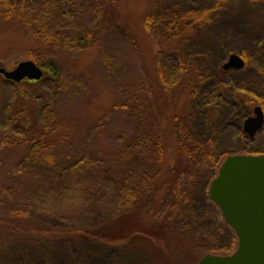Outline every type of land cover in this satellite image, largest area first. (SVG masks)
Wrapping results in <instances>:
<instances>
[{"label":"rangeland","instance_id":"obj_1","mask_svg":"<svg viewBox=\"0 0 264 264\" xmlns=\"http://www.w3.org/2000/svg\"><path fill=\"white\" fill-rule=\"evenodd\" d=\"M155 1L17 0L28 23L32 24L29 22L32 17L37 18L42 28L53 36H74L87 30L89 38L81 51L49 47L29 34L26 23L0 15V66L9 69L31 57H52L59 80L56 84L53 82L56 87L42 85L26 94L22 93L23 86L14 87L0 75V189L4 187L0 194L8 198L10 188L15 186L13 196L17 198H14L17 204L0 200V217L5 209L19 207L26 201L19 198L16 187L39 194L44 191L42 185H32L31 175L23 177L16 172V156L35 153L51 156L55 166L66 163L68 167L82 168L77 178H83L86 193L96 195L98 192L96 196L107 220L122 210L113 191L112 180L119 178L116 173H123L124 169L134 171L142 161L148 160L144 153L150 143L145 137H159L158 143L164 142L168 160L178 159L170 155L173 141H177L173 117H181L186 112L188 81L167 92H163L158 83V66L169 70L178 62L170 57L168 41L160 45L157 38L144 29V17ZM179 2L185 9L187 6L198 8L200 0ZM232 13L209 26L208 36L202 39L204 42L192 40L186 44L190 53L199 56L206 51L205 47L215 50L211 57L201 59L199 70L203 72L204 82L192 107L197 113V133L214 134L217 153H224L225 157L264 152V134L258 132L254 138L241 134L243 120L258 105L256 99L264 100V50L259 47L260 37L241 36L244 17ZM232 52L244 58L245 64L241 70H226L225 76L235 88L242 84L243 89L255 96L249 109L242 108L240 103L222 102L211 90L218 82L217 62L222 65ZM204 107L218 113L214 128L206 129L207 126L202 125ZM27 168L26 165L25 171ZM49 169L53 173L54 167ZM99 169L111 175L106 177L102 172L94 175ZM6 174L14 185L5 186ZM54 175L50 184L56 190L61 185ZM93 175L99 183L90 181ZM58 194L59 198L53 202L54 209L59 210L56 216L64 218L66 223L74 221L71 214H62V208L64 205L75 207L80 202L79 195L72 193L66 197L61 190ZM207 199L208 190L206 196L201 193L196 197V207L202 214L209 207ZM210 206L218 215L219 208L213 203ZM210 216L214 217V213ZM164 243L169 248L170 264H198L200 256L211 253L196 252L193 248L194 254H184L179 243L166 238ZM124 247L95 245L90 264H131ZM5 254L0 243V264H10ZM137 254L141 257L131 256L133 264H152V260Z\"/></svg>","mask_w":264,"mask_h":264},{"label":"trees","instance_id":"obj_2","mask_svg":"<svg viewBox=\"0 0 264 264\" xmlns=\"http://www.w3.org/2000/svg\"><path fill=\"white\" fill-rule=\"evenodd\" d=\"M235 2L236 0H200L198 8L187 6L185 9L181 7L179 0H157L145 15L144 29L151 36H155L160 45L168 41L167 50L172 52L170 57L178 62L177 66L172 65L169 70L162 65L158 66V83L163 92H167L178 87L180 83L182 86L183 81H188V85L185 86L188 107L181 117H173V130L177 141H173V152L170 155L177 156L178 159L174 158L172 162L168 160L164 142L158 143L159 137L143 136L150 143L147 144V152L144 153L148 160L142 161L140 167L134 171L124 169L123 173H116V177L119 178L112 180L113 191L116 192V202L122 210L111 220H107L102 214L101 203L96 196L98 192H95L96 195L86 193L83 178H77L82 168L72 165L68 167L66 163L55 166V159L51 156L44 157L35 153L16 156L18 157L16 172L23 177L31 175L32 185L36 184L37 187L42 185L44 191L39 197L40 194L34 190L16 187L19 198L26 201L19 207L11 206L5 209L4 215L0 217V243L7 254H5L7 262L90 264L95 245L112 247V244H119L126 246L124 253L129 255L131 264H133L131 256L135 254L140 256L137 253L152 260V264H170L169 248L164 243L165 238L182 245L180 251L184 254H194L193 250L205 254L209 252L228 254L232 251L237 245V238L233 229L225 224L220 211L216 215V212L210 209L212 202L209 198L207 199L209 207L205 214H202L195 204L197 195L204 193L206 196L210 181L214 178L221 161L226 158L224 153H217L212 138L214 134L197 133L198 125L195 124L197 113L194 112L196 108L192 107L204 82L203 72L199 70L201 59L203 56L211 57L215 50L205 47L203 49L206 51L199 56L190 53L186 44L192 40L199 42L207 37L209 26L220 17L233 12L244 17L241 36L260 37L259 47L264 50V0ZM20 8L17 0H0V15L5 19L18 18L22 23L29 25V34L37 41H42L49 47L54 46L56 49L68 51H81L86 47L89 38L87 30L83 29L74 36H53L52 32L47 33L42 28L43 24L37 18L32 17L29 20L32 24L28 23L25 17L27 15ZM161 50L162 48L158 51L159 54ZM30 59L42 67L41 80L25 79L20 83L6 80L7 83L10 82L18 88L23 86L22 93L27 94L42 85L50 87L51 84L55 86L59 82L57 67L51 60L52 57ZM221 67V63L217 62L218 82L211 90L213 89L216 96H220L222 102L240 103L242 108L249 109L254 104L255 96L243 89L242 84L235 88L226 78V70ZM162 99L165 100L164 97ZM256 100L264 111V100L260 98ZM205 108L208 107L202 109L205 113V123L201 124L206 125V129L214 128L218 113ZM258 132L264 134V126ZM241 134L244 136L243 132ZM250 154L258 155L264 152ZM26 165L28 168L25 171ZM20 167L22 168L18 169ZM49 167H54V178L62 188L52 189L50 182L53 173ZM99 172L106 177L111 175V173L106 175L107 172L100 169L96 170L94 175ZM94 175L95 179L90 181L97 184L99 182ZM5 183V186L14 185L8 175ZM3 188L0 189L1 192ZM14 189L15 186L10 188L8 198L0 194V200L15 202ZM60 190L66 197L72 193L80 197V202L75 207L63 204L62 214L69 213L75 218L69 223H66L64 218L57 217L59 210L54 209L53 202L59 198ZM210 213H214V217H211ZM98 256L101 257L100 254Z\"/></svg>","mask_w":264,"mask_h":264},{"label":"water","instance_id":"obj_3","mask_svg":"<svg viewBox=\"0 0 264 264\" xmlns=\"http://www.w3.org/2000/svg\"><path fill=\"white\" fill-rule=\"evenodd\" d=\"M223 70H241L245 59L230 53ZM3 79L13 83L41 80L43 69L33 60L14 67L0 66ZM243 120L242 132L254 138L264 126V111L258 104ZM208 198L220 209L225 224L233 229L237 245L230 254H206L198 264H264V154L227 155L208 186Z\"/></svg>","mask_w":264,"mask_h":264}]
</instances>
